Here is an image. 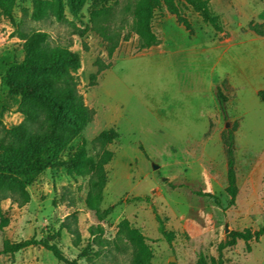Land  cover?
<instances>
[{
  "label": "rangeland",
  "instance_id": "obj_1",
  "mask_svg": "<svg viewBox=\"0 0 264 264\" xmlns=\"http://www.w3.org/2000/svg\"><path fill=\"white\" fill-rule=\"evenodd\" d=\"M136 1L88 0L77 18L66 8L64 22L33 20V0H17V26L0 14V77L9 64L23 59L21 32H47L54 44L71 45L80 55L79 91L95 111L71 148L85 140L88 155L96 157L92 141L102 131L116 128L120 134L108 147L114 156L105 167L98 210L87 204L90 178L70 176L65 168L42 173L28 187L26 205L2 202L10 223L0 233V248L4 240L59 233L52 243L63 260L31 246L1 254L0 264H133L131 245L117 238L124 220L146 237L154 264H195L200 255L217 257L230 231L264 226V102L258 96L264 91V37L249 28L252 22L264 24V0H209L223 32L181 2L191 35L167 10H157L152 26L159 44L143 50L127 10ZM94 2L113 7L111 29L119 44L111 58L101 36L77 32L91 27ZM218 89L227 97V120ZM0 118L7 127L22 121L1 83ZM230 129L238 185L234 206L226 194ZM109 207L113 210L107 214ZM157 215L171 242L160 233ZM223 257L224 264H264V235L238 241Z\"/></svg>",
  "mask_w": 264,
  "mask_h": 264
},
{
  "label": "trees",
  "instance_id": "obj_2",
  "mask_svg": "<svg viewBox=\"0 0 264 264\" xmlns=\"http://www.w3.org/2000/svg\"><path fill=\"white\" fill-rule=\"evenodd\" d=\"M88 0H33L31 17L35 21L53 18L57 22L66 20L65 9L77 18ZM190 6L216 32H223L219 18L213 15L209 0H137L132 8V31L138 36L140 49H150L159 44V38L153 30L152 22L157 10L165 9L176 18L179 25L188 33H193L191 22L184 17L180 3ZM17 0H0V14L17 26L15 7ZM113 7L93 3L89 19L91 27L77 29L83 37L92 30L108 42V56L111 58L118 47V33L111 29ZM250 30L264 37V24L251 23ZM23 40V59L9 64L0 83L8 90V96L14 100L17 112L22 116L18 125L7 127L0 118V233L8 227L10 218L2 208V202L9 199L19 206L30 201L28 187L48 169L65 168L70 176L90 178L87 204L98 210L107 183L106 165L114 153L108 148L119 139L116 128L102 131L92 143L97 148L96 157L88 155L87 142L82 140L74 149L72 143L81 136L93 121L95 111L86 105L79 91L78 72L81 69L80 55L71 49V45L54 44L47 32L35 31L20 33ZM128 37H125L127 40ZM110 63L102 65L108 69ZM220 109L227 120V97L217 90ZM264 102V91L258 92ZM227 158L228 205L234 206L238 195L237 173L235 165L234 130H227L225 136ZM205 195L210 196L209 193ZM135 200L149 201L150 197H137ZM109 207L106 213H110ZM159 231L169 242L173 237L165 230V225L157 215ZM264 235V226L256 231L245 229L232 230L224 242L218 246L217 257L200 255L195 264H224L223 252L238 241L248 243L259 240ZM60 237H35L11 242L4 240L1 254H15L31 246H41L50 251L57 259L63 260L61 251L52 243ZM118 239L126 240L132 247L133 264H154L153 254L146 237L124 220L119 224Z\"/></svg>",
  "mask_w": 264,
  "mask_h": 264
},
{
  "label": "water",
  "instance_id": "obj_3",
  "mask_svg": "<svg viewBox=\"0 0 264 264\" xmlns=\"http://www.w3.org/2000/svg\"><path fill=\"white\" fill-rule=\"evenodd\" d=\"M172 260L174 261L175 259L173 258Z\"/></svg>",
  "mask_w": 264,
  "mask_h": 264
}]
</instances>
